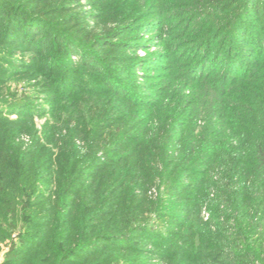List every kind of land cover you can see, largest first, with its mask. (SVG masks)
Returning a JSON list of instances; mask_svg holds the SVG:
<instances>
[{
  "label": "trees",
  "instance_id": "obj_1",
  "mask_svg": "<svg viewBox=\"0 0 264 264\" xmlns=\"http://www.w3.org/2000/svg\"><path fill=\"white\" fill-rule=\"evenodd\" d=\"M70 1L0 0V264H264V0H92L139 93Z\"/></svg>",
  "mask_w": 264,
  "mask_h": 264
},
{
  "label": "rangeland",
  "instance_id": "obj_2",
  "mask_svg": "<svg viewBox=\"0 0 264 264\" xmlns=\"http://www.w3.org/2000/svg\"><path fill=\"white\" fill-rule=\"evenodd\" d=\"M75 1L76 0H73V2L70 1L72 2L70 9H72L73 12L76 11L78 13H82L80 14V18L82 20L80 18L79 19L81 21L80 25H84L85 27V31L82 33H86V39L88 41L94 40L97 39L96 36L99 37L100 35L106 33H111V35L113 33L116 34V38L110 36L107 38V41L104 42L106 44L112 43L113 45V50L110 48H104L106 53L105 55L112 56L117 53L119 55H131L128 61H134L138 59L137 61L139 62V66L135 68L134 72L136 74L132 76V83L134 86L130 83L132 87L131 91H136V93H139V91L152 90L149 85L153 84L154 80H148L144 77L147 75H153L154 73V75H156L162 71L164 67H166V62L164 61L163 57L174 50L172 45L174 43V39L178 37L176 36L177 34L172 32L169 27L161 30H159V28L148 29V31H142L140 35H136L135 33L134 36L132 32V37L129 34H121L120 27L125 23L118 21L115 16H112V12H110L109 7L98 10L97 7L94 6V3H92V0H78L77 3H74ZM149 1L150 0H142L139 5L147 4ZM116 12L118 11L116 10ZM87 25H89V28H87ZM137 25L133 24V26L136 28ZM132 31L135 32V30ZM133 42H136L139 45L137 50L131 47ZM179 46L181 45L179 44L178 47ZM125 57L126 56H124V58ZM29 60L30 58L28 61ZM117 65L123 70L122 67H125L126 63L120 61ZM120 68L118 69L119 72H121ZM122 75L125 76V74ZM32 82H34V80H32ZM27 84V81L21 82L20 84H14L12 89L18 88L21 92H23V89L25 86H27ZM24 90H26V93H31L33 96L35 95V93L30 91L29 86H27V89Z\"/></svg>",
  "mask_w": 264,
  "mask_h": 264
}]
</instances>
